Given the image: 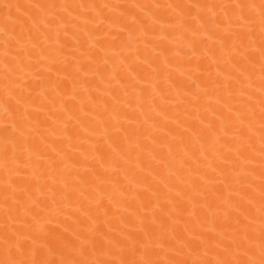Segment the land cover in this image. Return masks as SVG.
I'll use <instances>...</instances> for the list:
<instances>
[{
    "label": "snow or ice",
    "instance_id": "obj_1",
    "mask_svg": "<svg viewBox=\"0 0 264 264\" xmlns=\"http://www.w3.org/2000/svg\"><path fill=\"white\" fill-rule=\"evenodd\" d=\"M0 264H264V0H0Z\"/></svg>",
    "mask_w": 264,
    "mask_h": 264
}]
</instances>
